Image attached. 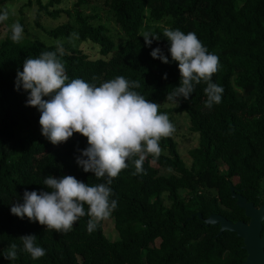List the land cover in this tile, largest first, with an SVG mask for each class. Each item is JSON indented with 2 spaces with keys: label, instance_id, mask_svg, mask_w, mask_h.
<instances>
[{
  "label": "trees",
  "instance_id": "16d2710c",
  "mask_svg": "<svg viewBox=\"0 0 264 264\" xmlns=\"http://www.w3.org/2000/svg\"><path fill=\"white\" fill-rule=\"evenodd\" d=\"M61 1L25 0L18 13L33 6L34 27L62 43L60 59L69 81L80 78L99 86L121 75L139 81L134 90L160 103V112L184 115L196 145L186 150L190 162L185 165L172 137L162 138L163 153L147 156L144 173L133 175L129 161L113 179L112 198L118 204L110 217L117 239L105 236L101 222L89 233L87 215L71 231L58 233L12 214L25 190H49L43 183L48 175H72L90 185L105 181L76 163L87 138L74 133L53 145L42 135L39 110L27 106L29 92L16 89L24 60L57 51L56 43L33 40L25 32L13 42L7 30L0 38V264H239L245 250L234 231L217 234L218 224L189 215L198 210L202 217L218 212L247 220L229 194L228 180L255 205L264 201V0H74L71 8L58 6ZM166 29L195 32L219 56L221 67L212 82L224 89L221 103L205 106L203 81L187 100L167 98L180 86V73L168 52ZM146 32L160 40L147 46ZM71 33L79 45L67 40ZM157 47L168 63L151 56ZM30 234L46 250L39 259L20 239ZM13 243L17 258L5 259Z\"/></svg>",
  "mask_w": 264,
  "mask_h": 264
},
{
  "label": "clouds",
  "instance_id": "9594fccd",
  "mask_svg": "<svg viewBox=\"0 0 264 264\" xmlns=\"http://www.w3.org/2000/svg\"><path fill=\"white\" fill-rule=\"evenodd\" d=\"M8 18L7 9L0 12V22ZM11 33L13 42L21 41L23 26L18 21L13 23ZM163 35L169 42L172 60L178 62L180 73V86L173 88L167 98L187 100L195 85L203 81L207 84L205 106L211 108L213 104L221 103L224 89L212 82L213 75L221 67L219 56L209 52L195 32L185 34L179 29H166ZM143 38L147 46H151L153 40H160L147 32ZM55 43L57 51H44L35 58L24 60L23 71H17L16 89L29 92L27 106L39 110L42 135L53 145L67 142L74 133L87 138L88 146L76 157V163L84 172H91L105 182L90 185L72 175L61 178L48 175L43 181L48 191L25 190L23 203L14 204L10 211L58 233L71 231L80 218L87 215L90 218L87 230L91 233L117 208L118 202L112 198L110 187L113 179L129 167V161L135 167L133 175L144 173L147 156L160 157L163 153L160 141L171 137L176 126L169 114L160 112V103L148 100L134 90L141 87L139 81L122 75L99 86L80 78L69 81L65 63L60 59L63 45L60 41ZM150 54L163 63L169 62L159 47ZM20 239L33 259L46 254V250L37 245L36 235H24ZM3 256L15 260L17 245L11 244Z\"/></svg>",
  "mask_w": 264,
  "mask_h": 264
},
{
  "label": "rangeland",
  "instance_id": "374dc122",
  "mask_svg": "<svg viewBox=\"0 0 264 264\" xmlns=\"http://www.w3.org/2000/svg\"><path fill=\"white\" fill-rule=\"evenodd\" d=\"M24 1L25 0H7L5 4H0V12H3L5 9H7L9 12V18L6 21H4L2 25L0 24V38L6 34L7 30L11 29V25L13 23L17 21L20 23L21 21L24 32L27 33L31 39L42 41L45 44L55 43L56 41H59L57 39H52L51 37L47 36L43 31L34 27L31 21V18L33 17V12H32V10L34 9L33 6H30L29 8L23 6V12L21 14L18 13V9L20 8V6ZM41 1L44 2L45 0H41ZM73 1L74 0H62L61 3L58 4V6L71 8L73 5ZM56 7L57 6L55 5L53 6V8ZM43 27L45 30H47L50 28V25L43 24ZM25 33L23 34V36H25ZM72 34L73 33L70 34L67 40L73 46L79 45L80 42H78V40L75 38V36H72ZM165 113L169 114L171 121L176 126V132L171 136L176 143V148L180 153L181 158L183 159L185 165H189L190 158L186 154V150L196 145L197 136L195 133L191 132L188 129V121L183 114L173 113V112L170 113L165 112ZM159 171L164 172L163 169H159ZM178 191L179 193H182L183 189L179 188ZM101 223H102V231L108 239L118 238V233L112 224V217L102 220ZM154 241L157 242L158 238H155Z\"/></svg>",
  "mask_w": 264,
  "mask_h": 264
},
{
  "label": "water",
  "instance_id": "95a60500",
  "mask_svg": "<svg viewBox=\"0 0 264 264\" xmlns=\"http://www.w3.org/2000/svg\"><path fill=\"white\" fill-rule=\"evenodd\" d=\"M229 194L234 198L237 206L243 209L247 220H230L218 212H209L202 217L200 211L195 210L189 217L195 214L205 224H218L217 234L222 229L234 231L242 239V248L245 256L239 264H264V233H260L261 220L264 218V201L255 205L252 200H247L236 187L228 180Z\"/></svg>",
  "mask_w": 264,
  "mask_h": 264
}]
</instances>
